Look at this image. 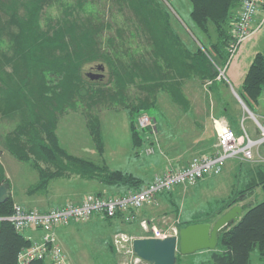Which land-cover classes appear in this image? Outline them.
I'll return each instance as SVG.
<instances>
[{"label":"trees","instance_id":"obj_1","mask_svg":"<svg viewBox=\"0 0 264 264\" xmlns=\"http://www.w3.org/2000/svg\"><path fill=\"white\" fill-rule=\"evenodd\" d=\"M123 1L138 15L147 32L146 43L150 47L145 53L127 54V49L122 48L127 36L124 27L116 26L113 30L109 19L96 17L93 12L81 15L76 9L64 7L56 21L51 19L42 25L43 11L52 0H0V40L9 37L11 43L9 50L0 47V111L11 119L18 118L5 139L0 134V141L16 158L38 169L39 178L28 187L29 194L46 191L52 179L73 174L95 178L104 186H116V194H120L139 190L156 174L145 179L133 170L110 168L104 161L68 151L56 131L60 114L68 107L77 110L85 102L81 110L92 126V134H96L98 150L102 153L100 115L93 107L120 100L122 107L130 112L133 152L138 155L146 143L155 147L152 132L156 127H140L137 119L147 113L157 126L156 114L147 110L158 106L156 92L160 88L167 89L183 109L191 107L192 111V101L183 90L185 79L199 77L205 81L209 96L221 91V82L229 84L226 73L219 76V64L225 67L233 56L229 48L242 0H190L191 19L200 32L191 30L196 43L194 49L180 45L171 25V14L161 7L160 0ZM94 61L109 69L114 87H98L96 93L89 90L86 82H98L104 77L92 78L86 71L83 74V66ZM131 83L146 92L138 96L137 102L126 101V89ZM237 90L247 106L257 113L264 101L263 50L253 55ZM233 99L232 103L219 100L217 115L212 117H225L239 133L242 104L241 100ZM81 100L84 101L78 104ZM239 169L237 180L241 181V174L246 175L244 182L234 181L227 195L208 200L204 211L178 223L180 228L191 222L211 220L235 203L243 208L239 218L220 232L217 247L208 249L206 256L195 262L191 258V264H249L250 251L255 246L264 257V161ZM3 182L9 183L10 179L0 164V184ZM258 187L263 198L254 202L252 196ZM170 192L172 189L163 190L159 195L166 193L178 210V201ZM96 193L101 195L102 190ZM14 202L13 195L0 202V215L10 214ZM137 209L133 210L135 215ZM94 215L114 218L125 214L118 211L113 216ZM31 243L32 239L23 230L16 229L8 219H0V264H15L19 251ZM186 256L177 251L176 264H187ZM28 264H47V260L35 257Z\"/></svg>","mask_w":264,"mask_h":264},{"label":"rangeland","instance_id":"obj_2","mask_svg":"<svg viewBox=\"0 0 264 264\" xmlns=\"http://www.w3.org/2000/svg\"><path fill=\"white\" fill-rule=\"evenodd\" d=\"M160 5L163 9H168L171 14V25L180 38V45L194 49L196 43L191 30L196 33L199 31L191 19L190 0H160ZM64 7L76 9L81 15L93 12L96 17H105L113 23V30L116 26L124 27V33L127 36L122 48H126V53L131 56L145 53L150 47L146 43L147 32L138 15L123 0H52V3L43 11L42 25L46 22L50 23L51 19L56 21L61 16V9ZM19 9L24 10L25 7L19 6ZM260 16L264 18V12ZM0 47L4 48L3 50L10 49L9 37L0 40ZM253 50H255L254 54L258 50L264 51V22L255 36L243 41L233 56H230V61L225 65L229 84L221 82V91L209 96L208 84L199 77H189L184 80L183 90L192 101V111L191 107L186 110L175 102L167 89L160 88L156 92L158 106L147 110L150 114L157 116L156 130L152 132L155 144V150L152 153L146 152L144 147L151 144L146 143L138 155L134 154L130 112L122 107V102L118 99L107 104L97 103L96 107H93L100 115L98 132L103 143L102 153L98 150L96 134L95 132L92 134V126H89L81 110L85 102L81 103L77 110L68 107L60 114L56 130L59 140L71 153L91 158L97 162L104 161L110 168L133 170L145 179L155 173L187 163L194 155L212 152L217 141L212 116L217 115L219 100H228L232 103L234 102L233 97L238 99L235 92H238L237 89L241 87V81L251 61ZM96 63L98 61L86 63L83 66V74L96 66ZM219 66L224 67L221 64ZM108 70V68L104 70L105 75L101 81L86 82L91 92L96 93L98 87H114V81L110 78ZM145 94L146 92L136 87L135 84H128L125 94L126 101L137 102L138 96ZM220 96L224 97L220 99ZM82 101L84 100L79 101L78 104ZM241 104L243 111L239 122L241 132L237 134H245L247 131L251 137L263 136L260 124H264V117L261 115L264 114V110L259 111L261 109L258 107L257 113L253 111L254 116L242 102ZM17 123V117L11 119L0 111V134H3L4 139ZM1 143H3L2 140L0 141V164L10 179V182L6 184L8 193L13 195L15 203H21L29 208L47 209L49 206L61 205L64 200L62 195L70 191H78L86 195L89 192L96 193L102 190L101 195L103 196L118 193L116 186H104L95 178L73 174L69 177L54 178L49 185L50 189L54 186L53 193L61 197L49 200L42 193L29 194L28 187L39 178L38 169L30 162L16 158ZM253 153L250 160L241 157L228 159L220 173H206L194 183L175 185L170 194L175 201H178V210L164 193L159 195L154 202L137 209L134 219H127L126 214L114 218L94 215L88 221H72L70 224L57 226L54 230L55 242L61 245L62 251L71 264L129 263L132 261V254L126 252L129 245L126 242L118 245L114 241L118 232L124 231L134 236H149L150 232L141 226L143 218L147 220L148 225L155 224L161 229H169L173 225L179 227L178 223L182 218H191L193 214L204 211L208 200L227 195L234 181L244 182L246 175L241 174V181L237 180L239 167L249 168L256 161H264V139L259 146L254 148ZM240 160L243 161L240 162ZM252 198L254 202L263 198L259 187ZM70 200L75 201L72 197ZM218 216L212 218L211 221L214 222ZM23 231L28 233L29 230L24 229ZM31 235L38 238L40 232L36 230ZM207 253L206 248L187 253L186 262L191 264L192 259L195 262L205 257ZM249 264H264V257L256 246L250 251Z\"/></svg>","mask_w":264,"mask_h":264},{"label":"built area","instance_id":"obj_3","mask_svg":"<svg viewBox=\"0 0 264 264\" xmlns=\"http://www.w3.org/2000/svg\"><path fill=\"white\" fill-rule=\"evenodd\" d=\"M263 4L264 0L241 1L233 27L234 38L229 48L232 55L241 42L262 26L264 18H257V12ZM255 20L257 23L254 26ZM219 68V76H225L226 68ZM137 120L140 127L148 125L153 129L156 127V121L147 113L139 115ZM213 120L217 141L212 152L194 155L186 164L156 173L153 179L139 190L108 196L89 192L80 201L70 200L47 209L29 208L14 202L13 211L7 215H0V219L10 220L19 230L31 229L40 232L38 238L27 234L32 243L19 251L15 264H28L35 257H45L47 264H71L61 245L55 242L54 230L57 226L67 225L72 220L85 221L94 214L113 216L118 211L124 212L127 219H134L136 215L133 210L154 202L159 192L172 189L177 184L193 183L206 173H220L228 159L232 157L250 159L254 155V148L263 142L264 124H260L263 136L251 137L246 130L245 134H237L223 116L213 117ZM145 150L152 153L155 147L149 145ZM141 226L150 232L149 236L164 237L179 233V227L176 225L169 229H161L155 224L148 225L145 218L141 220ZM134 237L124 231L118 232L114 237L116 244L122 245L126 242L129 245L126 252L132 254V261L125 264H149L147 260L134 254L132 247Z\"/></svg>","mask_w":264,"mask_h":264},{"label":"water","instance_id":"obj_4","mask_svg":"<svg viewBox=\"0 0 264 264\" xmlns=\"http://www.w3.org/2000/svg\"><path fill=\"white\" fill-rule=\"evenodd\" d=\"M97 68L103 70L105 66L98 63ZM87 74L92 78L104 76V72L94 70L87 71ZM235 93L244 106L255 116L239 93ZM8 195V186L6 182H3L0 184V202L4 201ZM242 212V205L235 203L219 215L214 222L203 220L188 223L180 227L178 235L135 236L132 241L133 252L147 260L149 264H176L177 251L187 254L199 249L216 248L220 232L236 221Z\"/></svg>","mask_w":264,"mask_h":264},{"label":"crops","instance_id":"obj_5","mask_svg":"<svg viewBox=\"0 0 264 264\" xmlns=\"http://www.w3.org/2000/svg\"><path fill=\"white\" fill-rule=\"evenodd\" d=\"M264 12V5L258 10V12H257V18H260L261 16H260V14H262ZM262 18V17H261ZM256 20L254 21V23H253V25L255 26L256 25ZM260 29V28H259ZM258 29V30H259ZM257 30V31H258ZM257 31L253 34V35H251L248 39H250L251 37H253V36H255V34L257 33ZM247 39V40H248ZM254 52H255V50H253V52H252V57H253V54H254ZM252 59V58H251ZM264 99V98H263ZM260 111H262V110H264V101L261 103V106H260ZM259 114H260V112H259ZM262 115V117H264V114L262 113L261 114ZM249 117V116H248ZM251 118V117H250ZM253 125V124H252ZM52 180H54V179H52ZM52 180L49 182V184H48V188H47V190L46 191H40V192H37V193H42V194H45L48 198H49V200L51 199V198H54V197H61V195H58V196H56L55 195V193H53V187L54 186H51V189L49 188V185L51 184V182H52ZM33 194H35V193H33ZM68 194H70V197H72L75 201H80L85 195L82 193V194H80L78 191H70V193H68ZM68 194H65V195H62L63 197H64V200L61 202L62 204L63 203H65V202H67L68 200H70V197H68ZM48 200V201H49ZM50 207V206H49ZM95 216H101V215H95ZM29 231H28V233H26V234H33L36 230H31V229H28Z\"/></svg>","mask_w":264,"mask_h":264},{"label":"flooded vegetation","instance_id":"obj_6","mask_svg":"<svg viewBox=\"0 0 264 264\" xmlns=\"http://www.w3.org/2000/svg\"><path fill=\"white\" fill-rule=\"evenodd\" d=\"M92 69H93L94 71H102V72H104V69L101 70V69L97 68V66H93Z\"/></svg>","mask_w":264,"mask_h":264}]
</instances>
